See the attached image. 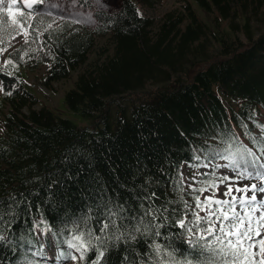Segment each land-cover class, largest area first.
Listing matches in <instances>:
<instances>
[{
	"label": "trees",
	"instance_id": "trees-1",
	"mask_svg": "<svg viewBox=\"0 0 264 264\" xmlns=\"http://www.w3.org/2000/svg\"><path fill=\"white\" fill-rule=\"evenodd\" d=\"M134 1L95 9L92 30L51 25L36 3L25 20L33 49L17 47L0 67V264H41L49 249L64 252L73 234L87 231L80 221L90 217L88 227L98 230L99 206L108 202L125 208L117 227L98 233L103 243L91 241L108 249V264H139L153 242L189 250L178 225L186 209L182 163L234 139L233 125L247 133L263 113L264 0H194L205 21L185 0L159 23L139 15ZM107 36L111 53L64 94L89 126L41 104L25 84L23 52L27 60L38 52L51 87L87 64L96 37ZM151 192L157 219L141 222L140 197Z\"/></svg>",
	"mask_w": 264,
	"mask_h": 264
},
{
	"label": "snow or ice",
	"instance_id": "snow-or-ice-1",
	"mask_svg": "<svg viewBox=\"0 0 264 264\" xmlns=\"http://www.w3.org/2000/svg\"><path fill=\"white\" fill-rule=\"evenodd\" d=\"M2 3L3 0H0V4ZM13 3H15V0H13ZM36 3L42 4L44 0H32V2L26 4L27 9H32ZM12 7L13 5L7 7L9 16L13 15L11 12ZM30 15L31 13H29ZM19 16V22L15 19L12 20V26H18L22 30L18 34L26 37L28 33L23 30L30 26L25 24L23 12H20ZM49 27L51 26L49 25ZM6 50V48H0V52ZM10 63L11 61H6V64ZM7 94L10 95L11 92L9 91ZM260 127L261 131L264 132V126ZM248 135L250 136V134ZM250 138L260 155H257L252 147L242 145L240 159L243 164L237 162L235 157H231V163L226 166L231 167L236 172V177L244 180H259V185L252 183L240 186L235 178H222L220 183L226 186V191L222 193L224 199L215 198V193L211 197H206L203 202L200 201L199 197H196V208L205 211L207 214L203 217L199 215V212L195 214V225L198 231L193 228L187 229L189 233L196 237L194 241H188L190 249L181 251L172 244L165 246L155 242L149 243L147 247L151 250V253L145 252L144 257H147V259H140L139 264H264V162H262L264 143H261L255 137L250 136ZM245 157L250 159H245ZM204 166L207 167L208 165ZM229 180L233 182L229 183ZM218 187L217 184H210L207 188L199 189V191L205 192L209 188L218 189ZM257 193L260 194L259 198ZM153 198H157L155 192L140 197L141 207L144 209L139 217L141 222H143L144 217L157 219L151 206V202H154ZM144 201H149L147 207L144 206ZM99 207L100 219L97 220V224L100 227L98 230L88 227L87 221L90 217L77 223V228H80V225L83 224L87 231L81 230L78 234H73L72 239L67 243L79 255L60 252L59 259L61 261L71 260L84 261L86 264H108V249L106 247H96L91 241L95 239L103 243L98 233L106 234L110 228L117 227L116 220L124 219L121 214L125 211V208L123 204L113 206L111 202L102 204ZM133 219L137 218L133 217ZM150 223L151 221H149ZM178 223L179 227H185L183 220ZM136 231H140V229L136 228ZM155 235L161 236V233L156 231ZM209 237L213 239L210 240ZM131 239L136 241L137 238L132 236Z\"/></svg>",
	"mask_w": 264,
	"mask_h": 264
},
{
	"label": "rangeland",
	"instance_id": "rangeland-1",
	"mask_svg": "<svg viewBox=\"0 0 264 264\" xmlns=\"http://www.w3.org/2000/svg\"><path fill=\"white\" fill-rule=\"evenodd\" d=\"M193 7L199 14V18L202 21H205L204 13L196 6L194 0H191ZM23 0H16L15 3L13 1L10 5H13L11 8L12 16L8 17H2L0 18V26L3 25L5 27L8 33H5L8 41V46L6 47V51H3L1 54V61L4 62L6 53L12 49L13 47H17L19 45H23L26 49H33V46L29 44V41L27 40V36L25 37L22 34H18L22 30L18 27L12 26V20H17L20 17L19 13L23 12L25 15L24 8L25 6L19 5L17 3H22ZM92 2L99 8L104 9H114L116 7V4L118 0H92ZM137 5L139 6L140 14L144 17H150L160 22V19H162L166 13L172 10H180L184 7L186 1L185 0H154L152 4H146L145 0H137ZM262 9L260 11H257L256 14H258L259 18L262 15L261 13ZM251 12H255L249 10V15ZM8 13V12H7ZM42 14L47 17V20L53 24V25H62L65 23H72L73 27H82V28H92L94 25V19L91 14V12L88 9H83L78 0H45L42 6ZM216 15V12H212L210 16ZM255 18V16H253ZM185 21L183 25L186 23ZM228 24L226 21L223 22V25ZM13 37H15L13 39ZM27 40V42H25ZM114 47L113 39L112 37H96V44L90 52L88 56V63L83 65L79 70L76 72H73L72 75L64 80H60L58 82H54L51 87L49 88V91L46 90L43 87V77L46 73V66L37 63V57L38 52L35 53V58L30 60L26 53L23 52V64L25 66V73L26 78L31 84V88L33 92L37 95V97L40 99V102L42 104H46L48 107L54 109L57 113L64 117H68L72 119L75 122H79L83 126H89L88 122L79 120L81 119V116L76 113L75 111L71 110L67 107V105L64 102V94L65 92L73 87L74 81L77 78V75L79 72L85 70L87 67H89L90 63L93 62L95 59H104L106 58L110 53L111 50ZM210 52L214 51V47L209 49ZM35 81L33 83L32 81ZM149 87V86H148ZM264 122V120H262ZM258 133V138H261V133L259 131H256ZM207 166V172L213 173L215 175L213 183L219 185L218 189L215 188L210 194L209 197L213 196L215 193V198L218 199H224L222 196V193L226 191L225 184L220 183L221 179L224 177H230L235 178L236 181H238L240 186H243L245 184H252L256 183L259 185V180H244L242 178L236 177L235 174H233L226 166H224L225 163L222 161L219 162L218 166H214V169L211 168V165L208 164L205 161L198 160L196 161L192 166H184L182 168V178L183 183L185 185V188L189 191L191 194V203L190 206V212L188 216L185 218V229L187 232L188 240H195L196 237L193 236L191 233L187 231L188 228H193L195 231H198L196 229L195 225V219H196V213L199 212L200 216H205L207 213L205 211H200L196 208V197L200 198V201L203 202L204 199L208 195V191L200 192L199 189L206 188V186L211 182L210 179L204 178V174L202 171L206 170L204 168V165ZM198 184H197V182ZM229 183L233 182L232 180L228 181ZM251 195V193H249ZM257 196L259 198L260 194L257 193ZM203 226V225H202ZM201 226V227H202ZM209 239H213L212 237H209Z\"/></svg>",
	"mask_w": 264,
	"mask_h": 264
}]
</instances>
